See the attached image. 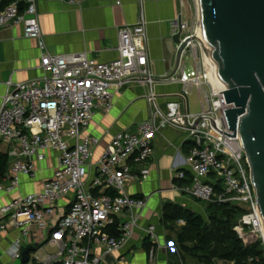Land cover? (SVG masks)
I'll return each instance as SVG.
<instances>
[{
	"label": "built area",
	"instance_id": "built-area-1",
	"mask_svg": "<svg viewBox=\"0 0 264 264\" xmlns=\"http://www.w3.org/2000/svg\"><path fill=\"white\" fill-rule=\"evenodd\" d=\"M38 1L0 0V28L20 25L23 37L37 40L43 72L25 81L5 82L7 90L0 101V138L13 147L7 154L11 162L7 176L0 180V191L15 190L18 174L32 176L33 160L42 161L45 150L58 152L57 166L40 190L0 205V231L12 224L20 234L9 248L10 256L21 259V240L30 238L33 224L48 228L46 241L55 247L42 264H99L105 255L119 249L139 226V212L146 204L145 197L131 195L127 188L147 178L155 136L161 129L173 127L186 133L190 169L189 173L176 170L173 179L188 180L184 190L196 200L242 207L244 211L233 230L244 245L258 241L264 258V225L255 204L249 163L238 132L228 136L233 131L224 110L232 104L224 99L225 88L211 75L202 39L193 38L200 26L198 17L191 29L180 15L170 22L171 34L179 32L175 51L185 45L177 68L155 77L141 13L133 24L118 28L115 57L97 61L87 52L47 51ZM186 57L191 59L189 68L184 64ZM156 81L178 82L181 90L161 105L154 90ZM130 85L144 88L148 116L134 129L114 132L96 157L100 138L84 132L96 110L109 112L115 91ZM193 88L198 111L189 109L188 95ZM217 184L219 191L215 189ZM142 230L159 247L154 224ZM164 247L179 257L173 241H167ZM152 253L153 249L150 257ZM179 263L183 264L180 257Z\"/></svg>",
	"mask_w": 264,
	"mask_h": 264
},
{
	"label": "crops",
	"instance_id": "crops-1",
	"mask_svg": "<svg viewBox=\"0 0 264 264\" xmlns=\"http://www.w3.org/2000/svg\"><path fill=\"white\" fill-rule=\"evenodd\" d=\"M188 4H191L189 0H81L76 3L40 0L37 2V10L49 53L87 52L90 58L97 61L115 57L118 28L123 24H133L141 13L145 21L150 68L155 77H161L171 72L175 64L176 51L171 38L170 22L179 15L182 20L188 21ZM39 60L37 40L23 37L20 25L0 28V101L7 90V80L16 83L42 75ZM154 90L162 105L165 100L176 97L181 84L156 81ZM144 93V88L140 86H125L115 91L109 112L96 110L84 132L100 138L95 148L96 157L114 132L134 129L139 121L148 116L149 105ZM12 147L10 142L0 138V153L8 154ZM187 154L188 143L183 130L165 127L157 133L153 140V157L147 162V178L127 188L131 195L146 198V204L139 212V226L134 228L132 235L119 249L105 255L99 264H173L170 249L164 247L167 241H172L168 239L162 222L164 203L172 202L201 215L205 214L202 205L184 190L187 181L173 179L176 170L189 173ZM57 162L58 152L45 150L42 161L33 160L35 172L32 176L18 174L15 190L10 193L0 191V205L40 190L43 181L52 175ZM64 202L62 200L61 203ZM148 224L155 226L159 247L142 230ZM30 234V238L21 240L24 243L22 250L34 246L35 251L29 253L26 263H21L9 253L10 246L20 235L18 228L9 224L6 230L0 231V264H42V259L55 251V247L46 241L49 236L47 227L43 229L33 224L30 226ZM95 250L100 251L97 248Z\"/></svg>",
	"mask_w": 264,
	"mask_h": 264
},
{
	"label": "water",
	"instance_id": "water-1",
	"mask_svg": "<svg viewBox=\"0 0 264 264\" xmlns=\"http://www.w3.org/2000/svg\"><path fill=\"white\" fill-rule=\"evenodd\" d=\"M201 46L214 80L224 89L229 129L237 131L247 157L264 225V0H197ZM179 43V32L172 35ZM185 43L176 50L173 71ZM220 93V92H219ZM34 246L21 251L28 261Z\"/></svg>",
	"mask_w": 264,
	"mask_h": 264
},
{
	"label": "trees",
	"instance_id": "trees-1",
	"mask_svg": "<svg viewBox=\"0 0 264 264\" xmlns=\"http://www.w3.org/2000/svg\"><path fill=\"white\" fill-rule=\"evenodd\" d=\"M3 3L0 4V7ZM11 158L0 153V180L6 177ZM188 181V180H184ZM215 189L219 191L217 184ZM205 219L201 214L181 205L165 202L162 209L164 226H171L178 219L184 222L177 233V240H172L183 264H214V260H223L232 264H264L262 247L259 242L244 245L233 230L242 207L229 202H205ZM191 242V245L187 244ZM173 264H180L179 257L172 253ZM251 258L252 260H249ZM258 258V261L255 259Z\"/></svg>",
	"mask_w": 264,
	"mask_h": 264
},
{
	"label": "rangeland",
	"instance_id": "rangeland-1",
	"mask_svg": "<svg viewBox=\"0 0 264 264\" xmlns=\"http://www.w3.org/2000/svg\"><path fill=\"white\" fill-rule=\"evenodd\" d=\"M191 4H188V11L190 13V17L188 19L187 24L188 26L191 28H193L194 26V23L196 22V18L198 17V11H197V2L196 0H189ZM186 9V6L185 8ZM184 64H186V67L189 68L190 67V64H191V59L190 57H186L184 58ZM188 102H189V109L191 111H198L200 108H199V104H198V99H197V93H196V89L193 88L192 91L190 92V94L188 95ZM197 202L199 204L202 205V207L205 209V207L207 206V203L205 202H202L200 200H197ZM198 213V212H196ZM202 216L207 219V214H202ZM182 225V222L179 221V219L177 221H174L171 226H164L165 227V232L167 234L168 237H171L173 238V240H177V233L180 229V226ZM187 244L188 245H191V242L190 241H187ZM170 254L173 255L172 253H174L172 250H170ZM191 259L190 258H187V262L189 264V261ZM31 264V263H29ZM214 264H232L231 262H228V261H223V260H214Z\"/></svg>",
	"mask_w": 264,
	"mask_h": 264
},
{
	"label": "bare ground",
	"instance_id": "bare-ground-1",
	"mask_svg": "<svg viewBox=\"0 0 264 264\" xmlns=\"http://www.w3.org/2000/svg\"><path fill=\"white\" fill-rule=\"evenodd\" d=\"M196 2H197V0H196ZM198 9H199V6H198V4H197V11H198V14H199V10H198ZM198 20H199V19H198ZM199 27H200V26H199ZM199 27H198V29H197V31H196V32H197L196 35L193 36V38H196V36H197V37H199L200 39H202V36H201V30H200ZM196 39H197V38H196ZM202 48H203V51H204L203 53L206 54V49H205L204 47H202ZM205 58H206V56H205Z\"/></svg>",
	"mask_w": 264,
	"mask_h": 264
}]
</instances>
